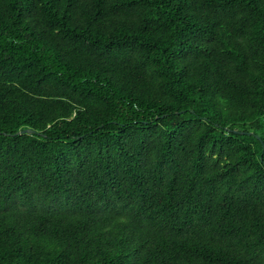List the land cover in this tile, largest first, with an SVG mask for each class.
I'll list each match as a JSON object with an SVG mask.
<instances>
[{
  "label": "trees",
  "instance_id": "obj_1",
  "mask_svg": "<svg viewBox=\"0 0 264 264\" xmlns=\"http://www.w3.org/2000/svg\"><path fill=\"white\" fill-rule=\"evenodd\" d=\"M0 264H264V0H0Z\"/></svg>",
  "mask_w": 264,
  "mask_h": 264
},
{
  "label": "water",
  "instance_id": "obj_2",
  "mask_svg": "<svg viewBox=\"0 0 264 264\" xmlns=\"http://www.w3.org/2000/svg\"><path fill=\"white\" fill-rule=\"evenodd\" d=\"M32 134L34 133V130L33 129H30V128H27V129H23V130H20V131H17L15 134L16 135H22V134Z\"/></svg>",
  "mask_w": 264,
  "mask_h": 264
}]
</instances>
